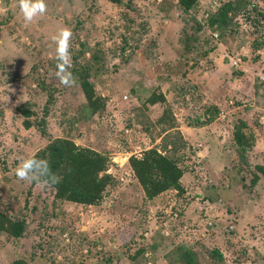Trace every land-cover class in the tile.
<instances>
[{"label": "rangeland", "instance_id": "1", "mask_svg": "<svg viewBox=\"0 0 264 264\" xmlns=\"http://www.w3.org/2000/svg\"><path fill=\"white\" fill-rule=\"evenodd\" d=\"M227 1L228 25L210 26ZM46 3L26 24L19 0H0V215L25 222L18 238L0 230V264H187L184 252L194 264H264V0ZM64 27L73 87L55 76L51 38ZM56 138L107 158L97 204L16 177ZM152 148L184 173L180 188L148 199L129 158Z\"/></svg>", "mask_w": 264, "mask_h": 264}, {"label": "trees", "instance_id": "2", "mask_svg": "<svg viewBox=\"0 0 264 264\" xmlns=\"http://www.w3.org/2000/svg\"><path fill=\"white\" fill-rule=\"evenodd\" d=\"M186 10L191 9L197 0H181ZM235 9L232 1H227L220 6L216 16L209 18V25L215 26L222 24L227 26L230 22L229 13ZM79 75L84 78L80 82L87 106L94 108L96 96L93 84L89 80L88 73L78 70ZM52 101V96L47 99L44 107L45 118L40 120L44 127L46 116H48V103ZM20 112L28 116L31 112L26 105L19 106ZM30 125V121L25 122ZM235 141L242 150L248 146V141L240 127L236 126ZM41 132L46 134L44 128ZM39 159L49 163L53 173L63 177L60 183L53 185L55 197L60 200L73 201L85 204H97L102 199V192L110 181V175L101 171H106L107 158L94 150L78 147L67 138H56L51 140L45 147L37 153ZM38 159V158H37ZM130 167L134 172L137 180L142 186L148 199H152L158 194L169 188H180L179 179L183 175V169L175 162L173 158L166 154L158 152L155 148L146 150L142 156H131L129 158ZM257 176L252 183H256ZM25 228L24 221H12L0 215V230H8L14 237H20ZM143 249H138L137 253L132 256L134 259L137 255L143 253ZM187 264H194L195 259L188 252L183 253ZM13 264H25L24 260L18 259Z\"/></svg>", "mask_w": 264, "mask_h": 264}, {"label": "clouds", "instance_id": "3", "mask_svg": "<svg viewBox=\"0 0 264 264\" xmlns=\"http://www.w3.org/2000/svg\"><path fill=\"white\" fill-rule=\"evenodd\" d=\"M19 9L26 24L43 17L48 10L46 0H19ZM72 36L71 29L64 27L51 38L55 44V76L64 87H73L76 84V77L71 71ZM15 175L21 181L35 182L45 187L58 184L63 179L62 176L52 172L47 161L37 159L36 156L22 160L15 170Z\"/></svg>", "mask_w": 264, "mask_h": 264}, {"label": "built area", "instance_id": "4", "mask_svg": "<svg viewBox=\"0 0 264 264\" xmlns=\"http://www.w3.org/2000/svg\"><path fill=\"white\" fill-rule=\"evenodd\" d=\"M215 3H216V2H215ZM213 7H215V8H213V9H216V6H213ZM206 16L208 17V14H206ZM240 62H241V59L233 60L232 65L235 66V67H237V66L239 65ZM220 115H221L222 117H224V112H223V111L220 112Z\"/></svg>", "mask_w": 264, "mask_h": 264}, {"label": "water", "instance_id": "5", "mask_svg": "<svg viewBox=\"0 0 264 264\" xmlns=\"http://www.w3.org/2000/svg\"><path fill=\"white\" fill-rule=\"evenodd\" d=\"M228 58H226V60H227Z\"/></svg>", "mask_w": 264, "mask_h": 264}]
</instances>
